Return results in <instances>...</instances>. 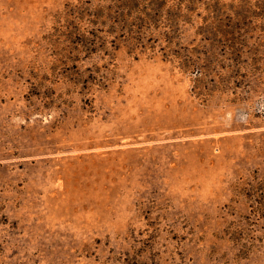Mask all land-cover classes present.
Wrapping results in <instances>:
<instances>
[{"label": "rangeland", "instance_id": "374dc122", "mask_svg": "<svg viewBox=\"0 0 264 264\" xmlns=\"http://www.w3.org/2000/svg\"><path fill=\"white\" fill-rule=\"evenodd\" d=\"M110 5L0 0V264H264V0Z\"/></svg>", "mask_w": 264, "mask_h": 264}, {"label": "trees", "instance_id": "16d2710c", "mask_svg": "<svg viewBox=\"0 0 264 264\" xmlns=\"http://www.w3.org/2000/svg\"><path fill=\"white\" fill-rule=\"evenodd\" d=\"M170 1H176L178 3L177 9H171L165 14H168L167 18L172 23L171 26L173 28H178L180 21L188 22L195 13L196 6L193 5V0H111V5L107 7L106 12L109 17L112 16L113 19L117 18L116 25L118 26H111L109 33L117 34L120 30L128 32V38L125 43H128L129 46L127 47L131 52L134 50L137 51L136 46L139 44L141 45L140 38H136L132 35L129 36V33L132 34L133 29L145 27L148 23H154L155 21V23H157L163 16L165 5ZM220 5L219 2L215 5L217 7V14L221 11ZM90 21V23L95 24L93 20ZM101 24H103V22H101ZM173 35L175 34L173 33ZM173 35L166 36V38H168L170 42H174L176 38ZM204 38L206 37L204 36ZM84 39L89 43V37H85ZM131 39L133 40L131 41ZM183 68L192 72L196 71L199 73L201 71L199 64H196L195 61L190 59L183 65Z\"/></svg>", "mask_w": 264, "mask_h": 264}]
</instances>
